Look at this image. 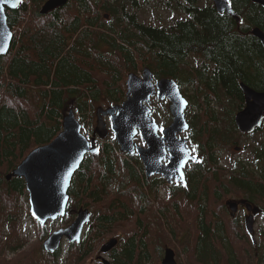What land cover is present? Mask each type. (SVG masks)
I'll use <instances>...</instances> for the list:
<instances>
[{"label": "trees", "instance_id": "16d2710c", "mask_svg": "<svg viewBox=\"0 0 264 264\" xmlns=\"http://www.w3.org/2000/svg\"><path fill=\"white\" fill-rule=\"evenodd\" d=\"M45 1H25L7 15L8 25L16 30L8 53L0 57V219L5 218L9 228L4 247L17 253L4 259L3 248L0 264H85L97 243L89 229L78 244L67 246L63 258L59 257L61 249L54 253L44 251L42 239L47 228L38 223L37 239L22 248L24 240L19 237L17 222L28 195L22 178L6 180L5 175L30 150L57 135L64 108H72L79 120L88 125L86 114L93 118L90 109L100 88L106 89L112 103L117 102L122 94L117 80L125 69L134 71L137 65H147L157 77L191 80L196 89L194 100L182 92L191 109L186 116L199 123L192 137L204 152L195 163L194 180L202 184L200 194L206 198L202 205L213 204L217 225L212 231L209 224L199 221L200 230L196 224L194 235L190 226L185 244L190 251L194 248L201 262L219 264L221 249L215 239L223 245L227 234L231 245L235 243L231 222L225 228L222 225L227 219L220 198L227 188V179L219 164V152L227 137L235 132L233 114L243 107L239 81L264 91V50L251 33L254 27L264 32V7L252 0H228L238 15L236 21L226 13H218L211 0H203V6L198 5L200 0H158L168 10L184 15L172 24L154 26L137 20L136 11L143 0H68L42 15L39 8ZM127 5L133 10H128ZM99 47L108 49L109 55L100 52ZM191 55L201 59L190 67L186 58ZM38 87L41 90L37 98L28 94ZM210 104L220 108L223 116ZM225 113L230 115L226 123ZM85 128L90 130L89 125ZM111 141L115 142L113 137ZM104 145L98 158L87 154L80 163L68 190V206L95 205L90 227H99L100 233L123 227L119 244L108 251L112 264H147L150 257L159 253L165 236L156 232L146 236V228L131 231L127 222L117 223L120 220L116 218L125 219L129 199L140 196L137 184L141 179L138 170L115 155L109 144ZM253 157L264 164L263 142H258ZM235 163L234 169L227 170L232 186L247 195L264 198V171L259 178L246 170L244 163ZM209 172L213 173L211 188ZM125 177L133 181L132 187L122 184ZM113 178L119 181L114 184L119 193L106 199V185ZM261 260L264 262V248Z\"/></svg>", "mask_w": 264, "mask_h": 264}, {"label": "water", "instance_id": "95a60500", "mask_svg": "<svg viewBox=\"0 0 264 264\" xmlns=\"http://www.w3.org/2000/svg\"><path fill=\"white\" fill-rule=\"evenodd\" d=\"M24 0H0V57L5 56L10 47L14 31L7 22L8 9H17ZM68 0H46L40 7L39 13L45 15L51 10L61 7ZM264 7V0H252ZM213 7L218 13H226L236 21L239 19L228 0H212ZM107 15H105V18ZM251 33L259 40L264 50V32L258 27H254ZM240 89L243 93L245 105L234 115L236 127L242 132H252L260 127L264 119V91L255 90L247 84L240 82ZM156 87L160 97L167 95L170 104L169 110L173 115L172 124L164 129V134H173L178 127L179 131L187 127L184 110L188 101L179 91L172 79H160L156 82ZM154 93L152 83V72L147 68L142 69L141 75L130 72L126 79V99L121 105L96 108L97 124L94 134L103 138L107 134V128L103 115H110L111 131L118 142L121 151L131 153L134 146L133 136L136 128L143 133L144 127H152L153 137H157L155 130L157 125L151 117V110L145 100ZM117 111V112H115ZM61 131L47 144L37 146L32 149L21 162L6 175L8 180L11 176L23 178L25 188L28 193L29 211L32 217L44 224L47 220H55L62 217L68 198L67 189L71 176L79 168L84 155L87 152H94L95 148L90 145L89 140L80 133V123L75 118L71 108L62 117ZM145 137V135H143ZM181 143V151L178 153L174 163L166 165L165 168H153L148 170V166H155L149 162L150 154L154 147L137 148L139 157L144 162L147 175L161 172L167 174L166 169L176 165L181 176L182 167L187 159H194L189 155V149L184 138L177 139ZM238 147H236L237 149ZM184 161L183 164L181 162ZM167 176V175H166ZM180 179V178H177ZM234 203L232 204V206ZM89 218L86 209H79L77 218L68 228H59L52 231L43 241L46 251L54 252L60 245L63 236L70 242L79 241L80 232L85 221ZM117 244L116 238H110L100 247L102 253L108 252ZM103 264H111L110 261L102 257ZM161 264H177L173 258L171 249H166V255Z\"/></svg>", "mask_w": 264, "mask_h": 264}, {"label": "flooded vegetation", "instance_id": "af4514ba", "mask_svg": "<svg viewBox=\"0 0 264 264\" xmlns=\"http://www.w3.org/2000/svg\"><path fill=\"white\" fill-rule=\"evenodd\" d=\"M71 43H72V40L69 42V44ZM187 61L191 65L197 63V60L193 55H191ZM144 67H147L151 71V69L147 65ZM160 79L174 80L180 92H184V91L187 92L188 89L186 88L188 86H192V84L190 83L191 80L182 84L176 78L167 77V76L157 77L152 72V83L154 85V93L148 96V100H145V104H147L151 110L152 119L157 125V129L155 130V132L158 136L153 137L152 127L150 126L144 127L143 133L140 132L139 128H136V132L133 136L134 146L132 148V152L126 153V154L123 153L124 156L122 160H126L127 162H129L133 169L137 168L136 167L137 165L141 166L144 177H142L141 175L140 179L144 185V192L146 196H149L151 192H157L159 190L164 189L165 201L163 202L162 206H159V205L154 206L149 202H145L144 207L140 208V210H142L144 214H151V212H155L156 222L158 223V225L155 224L153 225L154 227L148 226L147 217L144 222L139 224L138 214L135 210H132V212L129 215L131 216L130 229L131 231L142 229V228H145V225H146V228L149 230V232H152V233L156 232V233H159L160 235H164L165 242L162 245V251H161L162 255H161L160 263L166 255V249H171L173 252V258L176 261V263L178 264L179 262V264H183V261L180 259L179 250L171 242L167 241V238H171L172 235L167 233L166 228H168L169 230H175L176 228V226L172 222V216H176V218H178L181 221V219H184L182 210H186L184 207L187 205L192 206L191 213L189 215V219L191 220V226H192V235H194L193 232L196 229V224H197L198 230H200V227L198 225L199 221H202L204 225L209 224L210 229L212 231L216 229L217 223L215 221L216 215L214 214L213 209L210 210L211 214H207L204 211L206 207L202 206V204L205 203L206 198L200 194V191H202V187H201L202 184L194 180L195 179L194 176L196 172V165H197L195 163L198 162L202 158L201 154L204 153L203 150L201 151L199 149L201 148L199 143L196 141L194 137H192V135L195 133V130L198 128L199 123L196 122L192 117L185 116L184 119L187 124V127L184 130L179 131V129L182 127H178V129L175 131V136L171 133L169 134L163 133L164 129H166L172 124L173 115L171 114L170 111H168L170 101L167 95H165L164 97L159 96L158 89L156 87V82ZM240 82L241 81H239L238 83L239 89H240V86H239ZM194 89L195 88L192 87V90ZM125 92L126 90L123 91V93L121 94V98L117 102L112 103L108 106L121 105L122 102L126 99V96H125L126 94H124ZM240 98L243 99V103H244L245 100H244L242 91H241ZM71 101H72V98H71ZM158 106L161 107L163 113H161V111L158 110ZM165 109H167V113L165 112ZM103 118L104 120L107 119L105 120L107 123V134L105 137L110 136L111 138L110 115H105L103 116ZM234 127L236 131L235 124H234ZM259 129H264L263 123L258 129H255L254 132L251 134L253 135L255 133H258L256 131H258ZM89 134H90L89 136L92 140L93 145L99 151L100 147L104 145L105 143L102 144L103 140L98 138V136L96 137V135H94L93 129L89 131ZM143 135H145V137ZM178 138H184L186 140V144L189 148V155L191 157H194V159H187L185 161L182 167V173H183L182 178L179 175L178 167L175 164L170 167H167L165 171L167 172V174L165 173V175L161 172L150 173L149 175H147L146 173L147 169L144 166V162L139 157L137 148L140 147V148L149 149L151 146L154 147L153 153L150 154L149 162L154 163L155 166L149 165L148 170H153V168L155 167L165 168L166 165L168 166L169 164H172L175 162L176 157L178 156V153L181 151V143H179V141L177 140ZM261 142L264 143V139ZM235 146L238 147L237 149L235 147L234 148L235 150L242 149L240 145H235ZM236 161L244 163L245 169L248 171H251L252 174L258 175L257 177L259 178L262 177V175H260V172L264 171V164L258 162V167L256 170H254V169H248L247 166L249 164L246 163L245 161H240V159H236ZM236 165L237 163H234V165L232 166V169H234ZM228 174L230 173L228 172L226 174L227 180L225 184L227 185V188L224 187L225 196L223 197V205H225V208H224L225 218L227 219V222L222 223V225H223V228H225L226 225L231 222L230 225H231V228L234 234L233 236L235 237V243H234V246L231 245V239L228 237L227 234H226V237H227L226 243L223 245L220 243V240L216 238L215 241L217 242L218 246L221 249L220 258L224 259V262H225L224 264H234V263L235 264H264V262H262L261 260L263 248H264L263 242L261 241V237L263 236V232H264V205H263L264 198H257L255 196L247 195L246 192L243 193L242 195L239 192L235 193L233 191V188L230 187L232 186V184L230 183L231 177H229L230 175ZM133 178L135 179V177ZM177 178H180V179H177ZM253 179H256V178L253 177ZM149 189H151V191ZM187 195H192L193 197H188ZM233 203L234 205L232 206ZM81 208H85V207H82V206L69 207L68 206L66 216H65L67 218L63 221L62 228L70 227L73 221L77 218L78 210ZM189 209L190 208H188V210ZM163 212H164V215H161L160 213H163ZM69 216H72V218L70 219ZM29 221L33 222L35 231H36L37 222L33 220L32 218H29ZM88 223H89V226H88ZM90 225H92L90 224V220L83 225V229L81 233L82 238H80V241L85 238L88 232V227L91 228ZM54 227L55 226L53 222L48 223L46 227L48 228V230H47L46 235L42 239V243H43V240L47 237L49 230H53ZM187 227H190V225L187 224ZM34 239H37V231H36V236L34 237ZM63 239H64L63 241L66 242V245H71V246H73L74 244H78L80 242L76 240L73 242H70L66 236H63ZM171 245H173L176 248V250ZM176 251H177V255H176ZM50 253H54V252H50ZM107 253L108 252H106V254ZM191 253H193L196 256V258H198V255H197L198 253L194 250V248L191 251ZM177 256H178V260H177ZM96 259H99L101 261L100 255H97ZM210 262L211 263L213 262V256L210 259ZM203 264H205V261L203 262Z\"/></svg>", "mask_w": 264, "mask_h": 264}, {"label": "rangeland", "instance_id": "374dc122", "mask_svg": "<svg viewBox=\"0 0 264 264\" xmlns=\"http://www.w3.org/2000/svg\"><path fill=\"white\" fill-rule=\"evenodd\" d=\"M26 2H28V0H26ZM161 3L162 2L158 1V0H143L141 8L136 11V14L138 17L137 20L139 22L149 23V24L154 25V26H159V25L166 26V25L172 24L174 22V20H176V19H181V17L184 15L182 12L177 11V10H175V11L168 10L165 7V5H163ZM198 5L203 6L204 5L203 0H200L198 2ZM127 9L133 10L128 5H127ZM107 18H108V15H107L106 19ZM13 30L14 31L16 30L15 26H13ZM99 51L104 52L105 54L109 55L108 49H106V48H100L99 47ZM194 57L196 58V60L201 59L197 55H195ZM187 60H188V57H187L186 61ZM187 64L190 67L196 65V63L191 65L188 61H187ZM130 71L131 70L128 68L125 69L124 72L120 76L121 79L117 80V82H120V84H121L122 93L124 90H126V79H127V75L130 73ZM133 73L140 75L142 73L141 67L139 65H137L135 70L133 71ZM99 75H101V74L99 73ZM179 79H180L179 81L182 84L185 83L184 79H182V78H179ZM95 84L98 85L97 80H95ZM192 87H194V86L192 85V86H188L186 88V89H188L187 93H189L188 96H189L190 100L195 99L193 94L195 93L196 89L192 90ZM40 90H41V88L38 87V89L30 91L28 94H32L35 98H37ZM109 97H110V95L107 93L106 89L100 88V92L97 95H95L93 103L91 102L92 107L90 110L92 112L93 118H91L89 115L86 114L85 122L87 124H88V122H90L88 125L90 126L91 130L93 129V133H94V129H95L96 124H97V119H98L97 115H96V108L98 106L106 108L108 105H110L113 101ZM69 102H71V101H69ZM70 104H68V106ZM239 104H240V102L238 101V105ZM210 106L212 108H214L215 110H218L219 116H223L222 115L223 112L221 111L220 108H216V106L214 104L213 105L210 104ZM158 110H160L161 113H163L160 106H158ZM188 110H189V108H188ZM189 111H191V109ZM65 112H67V108L65 110H63L62 115ZM165 112L167 113L166 109H165ZM236 112H237V110L235 111V113ZM103 116H105V115H103ZM103 116H102V120H104V118H105V117L103 118ZM224 116H226V118H225V123H226L227 118L229 119L230 115L225 113ZM105 120H107V119H105ZM105 120H104V122L106 123ZM60 123H62V121ZM106 127H107V123H106ZM61 129H62V126H61ZM81 132L83 133L82 129H81ZM256 132H258V133H255L253 135L252 134L248 135L246 133L240 132L236 128V131L232 132L231 135L227 137L226 142L224 143V145L221 148V151L219 152V157H220L219 164H220V166H222L224 168V172H225L224 178L226 177L227 170L232 169V166L236 162V159H240L241 161H245L246 163H248L249 164L247 166L248 169H254V170L257 169L259 161H257V159H255L253 157L254 148L258 146V142H261L264 139V129H259ZM94 135H97L98 138H100L98 134H94ZM100 139L103 140L102 144L105 143V144H109V146H111V148L113 149L112 152L115 155L120 156L121 159L123 158L124 154H123V152H121L119 150L118 142H116V140H115V142H112L109 137H103ZM235 145H240L242 147V149L235 150L234 149L236 147ZM102 151H104L103 148H100V150L98 152H95L91 155L94 156L95 158H98V156L101 154ZM119 154H121V155H119ZM136 167L137 168H135V169L139 171V176L142 175V177H144L141 166L137 165ZM100 170H102V164L100 165ZM9 172L10 171H8L7 173H9ZM98 178L99 177H96V178H94V180L97 181ZM208 178H209L208 185H209V188H211L212 183L214 184L213 173L209 172ZM117 183H119V181H117L113 178L112 182L106 185V189H105L106 199L109 198L110 196H115L119 193L117 188L114 185ZM132 183H133V181H131V179L129 180L127 177H125L122 184H125V187H128V184L130 185V187H132ZM225 183H226V181H225ZM137 187L139 188L141 194H140V196H137L133 199H129V201H128V205H129L128 209L129 210L127 212L125 219H123L122 217H118L115 220H120L117 223L127 222V227H130L131 216H129V215L132 212V210H135L138 214L139 224L144 222L146 220V217H147L148 226L154 227L153 225H155V224L158 225V223L156 222L155 212H151V214H144L142 212V210H140V208L144 207L145 202H149L154 206H157V205L162 206L163 202L165 201V191H164V189H162V190H159L157 192H151L149 194V196H146L145 192H144L143 183L142 182L138 183ZM230 187L233 188V191L235 193L239 192V193H241V195L243 193H245L244 191H241L238 188L236 189L233 186H230ZM149 190L151 191V189H149ZM224 196H225V193L223 191L222 196L220 198V201H222V204H223V197ZM208 200H209V198H207V202H208ZM203 204H205V203H203ZM202 206L206 207V209H204V211L207 214H211L210 213L211 209L214 210L213 204H211V203H207L206 205H202ZM191 207L192 206H190V205H187L184 207L186 210H182V214H183L184 219H181V221L178 218H176V216H172V222L174 223L176 228H175V230H169L168 228H166L167 233L172 235L171 238H167V241L171 242L179 250L180 259L183 261V264H203V262H201L198 258H196V256L193 253H191V251L189 249H187V246L185 244L186 241L188 240L186 238L187 237L186 230L189 228V227H187V224H189L191 226V220L189 219V215L191 213ZM188 208H190V209L188 210ZM84 209L91 211L93 213V211L96 209V206L91 205L89 207H85ZM23 212H24V207H23L22 213L19 217V221L17 222V225L19 226V230H20L19 237L22 240H24V245L22 246V248L28 247V245L33 242L32 240L34 237L33 233L31 232V226H28L27 225L28 222H27V220H25V218H26L25 212L24 213ZM160 214L164 215V212L160 213ZM157 216H158V214H157ZM91 219H92V217H91ZM112 224H113V222H112ZM59 225L60 224H57V226H59ZM88 226H89V223H88ZM95 227L96 226H94L93 228L88 227L89 235L94 234L93 240L96 241L97 243H96V246L94 247L93 251L89 254V257H88L87 261L85 262V264H90L93 262H96L97 264H102V262L99 259H96V256L100 255V254L103 255L105 258L110 259V256L108 255V253L106 254V253H102L100 251V246L102 243H104L110 237H117L120 240L121 230H123V227L116 226L115 231L101 232L100 233L99 229H97L99 227H96V228ZM32 228H33V225H32ZM145 228H146V225H145ZM127 232L130 233L131 231L127 230ZM148 232H149V230L145 233L146 236H148ZM250 232H251V230H250ZM8 233H9V228L6 226L5 218H2V219H0V252H3V248H4V255L2 256L4 259L5 258L11 259L17 253V252L13 253L12 250L4 247L5 236ZM149 234H153V233L149 232ZM98 236H100V237H98ZM261 241L264 244V235L261 237ZM118 244H119V242L117 243V245ZM173 245H171V246H173ZM64 247H65V245H62V247H61L62 252L64 251ZM175 247H174V249L176 250ZM161 251H162V248L159 249V253L157 255H153L152 257H150L148 259L147 264H156V259H158V264H160L161 255H162ZM159 254H160V256H159ZM176 255H177V251H176ZM177 260H178V256H177ZM224 263H225L224 259L221 258L219 260V264H224ZM178 264H179V262H178Z\"/></svg>", "mask_w": 264, "mask_h": 264}, {"label": "snow or ice", "instance_id": "6c2138e0", "mask_svg": "<svg viewBox=\"0 0 264 264\" xmlns=\"http://www.w3.org/2000/svg\"><path fill=\"white\" fill-rule=\"evenodd\" d=\"M4 49L3 48H0V51H3ZM161 131H162V129H161ZM184 163V161H182L181 162V164H183ZM181 178H182V174H181Z\"/></svg>", "mask_w": 264, "mask_h": 264}, {"label": "bare ground", "instance_id": "6f19581e", "mask_svg": "<svg viewBox=\"0 0 264 264\" xmlns=\"http://www.w3.org/2000/svg\"><path fill=\"white\" fill-rule=\"evenodd\" d=\"M239 20V19H238ZM118 104V103H117ZM239 109V108H238ZM66 113V112H65ZM95 127V126H94ZM262 128V127H261ZM97 136V135H96ZM101 138V137H100ZM94 139V138H93ZM94 142V141H93ZM103 142V141H102ZM101 142V143H102ZM108 142V141H107ZM126 154V153H125ZM1 172V171H0ZM238 174V173H237ZM24 213V212H23ZM136 228V227H135ZM61 261V260H60ZM59 264V263H58Z\"/></svg>", "mask_w": 264, "mask_h": 264}]
</instances>
